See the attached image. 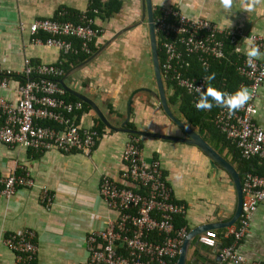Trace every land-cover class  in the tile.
<instances>
[{
    "label": "crops",
    "instance_id": "crops-1",
    "mask_svg": "<svg viewBox=\"0 0 264 264\" xmlns=\"http://www.w3.org/2000/svg\"><path fill=\"white\" fill-rule=\"evenodd\" d=\"M99 1L105 3L108 0ZM119 1L121 7L110 20L95 19L96 26L104 32L92 44L94 47L99 46L98 50L117 32L128 29L93 61L67 76L64 83L68 89L91 100L107 122L117 129L182 137L181 130L164 115L159 103L151 95V92H156V86L150 52L143 46L147 45V29L145 24H141V0ZM151 1L153 11L156 7L175 6L190 18H205L222 28H230L225 23L228 18L232 21L231 28L245 34H264V11L258 8L253 12H244L240 0H234L231 13L224 11L219 0ZM91 2L0 0L1 67L18 73L24 58L34 64L58 63L63 54L55 48L31 44L26 26L44 18L76 20L81 12L90 7ZM20 24L24 29H20ZM129 66L131 68L128 70ZM6 94L12 99L15 97L12 90ZM170 95L171 90L165 89L166 100ZM254 105L257 110L254 122L264 130V82ZM168 106L176 118L187 124L176 106L169 103ZM76 115L81 127H97L99 120L91 109L81 110ZM102 126L96 145L88 156L81 153L63 154L55 150L37 154L20 147L9 148L0 144V174L17 172L20 167H24L35 181V187L19 189L12 197L0 199V264L13 262V255L2 244L3 234L26 228L35 232L38 248L35 264L85 262L87 236L103 229L107 220L116 218V213L105 206L99 195L101 177L107 175L115 181L120 180L124 167L121 154L131 137L138 138L145 162L153 159L160 162L164 178L172 189L173 199L186 208L184 221L187 231L207 223L229 220L235 206V192L230 185V178L220 168L213 170L209 160L198 148ZM193 129L197 132V128ZM214 145L216 149L212 148L236 170L234 152L219 143ZM41 187L47 188L52 195L48 206L39 201ZM262 228L264 204L259 205L253 214L249 233L238 246L247 261H264V246L260 244ZM223 229H226L225 238L230 227ZM219 246L218 237L216 248L204 247L198 243L197 236L194 237L188 248L189 263L218 264Z\"/></svg>",
    "mask_w": 264,
    "mask_h": 264
},
{
    "label": "built area",
    "instance_id": "built-area-1",
    "mask_svg": "<svg viewBox=\"0 0 264 264\" xmlns=\"http://www.w3.org/2000/svg\"><path fill=\"white\" fill-rule=\"evenodd\" d=\"M89 11L88 8L81 12L76 23L45 18L31 22L26 26L30 43L55 48L63 55H88L90 45L104 32L95 27ZM153 12L156 47L158 42L162 52L161 79L174 82L193 98L199 95L193 86L206 88L207 76L188 74L191 58L204 70L206 64L208 69L210 61L225 58L224 41L239 54L236 71L243 79L239 87L247 86L252 98L234 113L217 106L213 123L235 145L240 158L256 157L263 170L260 174L243 175L241 212L236 225L227 233L232 243L219 246L218 264H264L260 260L247 261L238 250L240 241L249 233L253 214L264 204V130L254 122L257 113L254 100L264 82V57L248 66L244 54L247 37L254 38L264 53V34H245L234 28H222L205 18H190L175 6L156 7ZM19 27L24 29L22 24ZM73 40L78 42L77 47ZM237 48L241 51L237 52ZM64 74L60 63L34 64L28 58L23 59L18 73L0 65V144L37 154L55 150L88 156L93 151L99 133L95 128L81 127L76 121L83 105L80 100H66V92L59 84ZM9 90L14 92V99L7 96ZM138 142L137 137H131L125 143L119 181L107 175L101 177L99 195L105 206L116 213V218L107 220L103 229L87 236V259L80 264H175L188 231L185 227L175 229L173 219L185 215L186 208L173 200L160 162L143 160ZM19 169L0 174V199L12 197L19 189L35 187L28 170ZM51 199L49 190L41 187L40 203L48 206ZM35 239V232L29 228L3 234L2 244L13 255L11 264H35L38 249ZM197 240L207 248L217 247V235L212 229L199 234Z\"/></svg>",
    "mask_w": 264,
    "mask_h": 264
},
{
    "label": "trees",
    "instance_id": "trees-1",
    "mask_svg": "<svg viewBox=\"0 0 264 264\" xmlns=\"http://www.w3.org/2000/svg\"><path fill=\"white\" fill-rule=\"evenodd\" d=\"M121 7V2L119 0H108L105 3H101L99 0H92L89 12L87 13L89 17L93 18L94 24L95 19L98 18L102 21L110 20L113 15L118 13ZM95 9L96 12L92 13L91 11ZM68 21V18H65V21ZM71 22H78L77 19H69ZM95 27L96 24H95ZM224 53L225 58L221 61H210L209 67L207 71H205L195 60L194 57L190 60V69L188 70V74L194 77H200L202 75H210L215 73V79L211 82L206 81V87L209 83L216 87L219 90L234 93L242 82V78L237 74L236 65L238 63L239 54L233 51V46L228 44L227 41H224ZM73 45L75 47L78 46V42L73 40ZM99 46L94 47L93 44L90 45L91 52L88 55L84 54H66L63 55L62 59L58 62L61 64L64 72H67L70 68L79 63L83 62L87 58H89L98 48ZM157 52H158V62L161 63L162 60V52L160 50L159 44L157 42ZM14 79V78H13ZM21 79V78H19ZM17 80V79H16ZM165 89L171 90V95L167 98V102L171 106H176L177 111L182 115L183 119L186 123L193 127L197 128V132L199 136L211 147L216 149L214 143H219L223 148L228 149V151L234 152V162L236 164V170L240 174L241 182L243 175L246 172H253L255 174L262 173V166L259 164V160L256 157L249 158L247 160L240 158V155L235 148V145L228 139L225 138L223 134L219 132V130L215 127L213 123V116L217 110V106L211 108V110H198L193 102H197L199 99V95L193 98L191 95L187 94L183 89L178 88L174 82L163 80ZM65 98L68 101H77L75 97L70 94H65ZM82 111H89L90 108L82 103ZM101 128H103L102 124L98 122L97 127L95 129L98 133H100ZM174 200V199H173ZM184 216H174L173 219V227L175 229L186 227ZM236 225V224H235ZM187 228V227H186ZM216 231V230H215ZM226 229H220L216 231L217 237L220 240V246H228L232 243L231 237H225L224 233ZM241 242V241H240ZM205 247V246H204ZM176 262V261H175ZM264 262V261H262ZM217 264V263H214Z\"/></svg>",
    "mask_w": 264,
    "mask_h": 264
},
{
    "label": "water",
    "instance_id": "water-1",
    "mask_svg": "<svg viewBox=\"0 0 264 264\" xmlns=\"http://www.w3.org/2000/svg\"><path fill=\"white\" fill-rule=\"evenodd\" d=\"M141 4H142L141 5V11H142L141 23L143 22L144 19L146 20L149 52H150V58H151V68H152L154 83L156 86V92H151V95L159 103V106L162 112L164 113V115L181 130V132L183 133L182 137L168 136V135L147 132V131L117 129L111 126L107 122V120L105 119V117L103 116L99 108L91 100H89L87 97L81 94H78L68 89L64 83V79L67 76L73 74L74 72L81 69L83 66L93 61L110 43L113 42V40H115L118 36H120L128 28H124L123 30L117 32L110 40L106 41V43L103 46H101L96 52H94L89 58L79 63L78 65L70 68L66 72V74L63 76V78L59 80V84L65 90L66 93L74 96L75 98L80 100L82 103L86 104L93 111V113L95 114L99 122H101L105 127L109 128L110 130L120 131V132L122 131V132H126L129 134L137 135V136H145V137L156 138V139L167 140V141H174V142H179V143H184V144L195 146L196 148H198L200 152H202V154L206 156V158L209 160V165L213 170L216 171L218 168H220L230 178V185L233 186V189L235 192V206H234L233 213L231 217L229 218V220H227L226 222L207 223V224L195 227L194 229L188 231V233L186 234L185 238L182 241L179 254L176 259L175 264H191L189 263L187 256H188V248H189L190 242L194 237L198 236L199 234L207 230L229 228L236 224L238 217L240 215L241 206H242L241 177H240V174L235 170L233 165H231L227 160H225L222 156H220L211 146H209L193 128H191L184 122L180 121L170 111L166 97H165L164 84L162 82L161 75H160L158 52H157L154 27H153L152 1L151 0H141Z\"/></svg>",
    "mask_w": 264,
    "mask_h": 264
},
{
    "label": "clouds",
    "instance_id": "clouds-1",
    "mask_svg": "<svg viewBox=\"0 0 264 264\" xmlns=\"http://www.w3.org/2000/svg\"><path fill=\"white\" fill-rule=\"evenodd\" d=\"M220 5L223 7L225 12L231 13V10L234 5V0H219ZM240 4L244 12H253L260 8L261 11H264V0H240ZM153 11V8H152ZM154 15V12H153ZM225 23L232 27V21L226 19ZM245 49L244 54L246 56V63L248 66H253L254 62L261 57H264V53L260 51L258 45L254 43V38L247 37L245 38ZM237 52H240L241 49L237 48ZM205 71H207V65L205 64ZM209 82L215 79V73H212L205 77ZM195 92L199 94V99L197 100L195 107L198 110H211L214 106H221L227 108L229 113H234L240 108L244 107L248 101L252 98V92L247 86H241L234 93H228L222 90L217 89L212 86L210 83L206 88H201L193 86Z\"/></svg>",
    "mask_w": 264,
    "mask_h": 264
},
{
    "label": "rangeland",
    "instance_id": "rangeland-1",
    "mask_svg": "<svg viewBox=\"0 0 264 264\" xmlns=\"http://www.w3.org/2000/svg\"><path fill=\"white\" fill-rule=\"evenodd\" d=\"M145 42H146L147 45L143 44V46H144L145 49H148V51H149V44L147 43L148 42V35L145 38ZM131 66L127 67L128 70L131 68ZM260 239H261V243L260 244L262 246H264V228H262L261 231H260Z\"/></svg>",
    "mask_w": 264,
    "mask_h": 264
},
{
    "label": "flooded vegetation",
    "instance_id": "flooded-vegetation-1",
    "mask_svg": "<svg viewBox=\"0 0 264 264\" xmlns=\"http://www.w3.org/2000/svg\"><path fill=\"white\" fill-rule=\"evenodd\" d=\"M141 24H145V26H146V20L144 19V22H143V23H141ZM146 29H147V26H146Z\"/></svg>",
    "mask_w": 264,
    "mask_h": 264
}]
</instances>
